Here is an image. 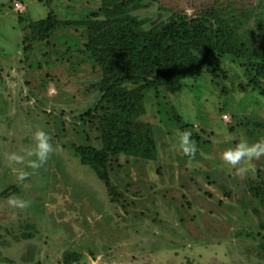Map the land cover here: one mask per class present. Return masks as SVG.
<instances>
[{
    "label": "rangeland",
    "instance_id": "rangeland-1",
    "mask_svg": "<svg viewBox=\"0 0 264 264\" xmlns=\"http://www.w3.org/2000/svg\"><path fill=\"white\" fill-rule=\"evenodd\" d=\"M144 5V29L218 15L255 56L212 54L179 91L144 93L155 160L109 155L112 203L73 149L103 150L114 111L87 29L25 42L48 15L103 20L102 0H0V264H264V0Z\"/></svg>",
    "mask_w": 264,
    "mask_h": 264
},
{
    "label": "trees",
    "instance_id": "trees-1",
    "mask_svg": "<svg viewBox=\"0 0 264 264\" xmlns=\"http://www.w3.org/2000/svg\"><path fill=\"white\" fill-rule=\"evenodd\" d=\"M143 8L144 0H102L103 20L94 15L89 20L64 22L48 15L34 22L25 38L28 43L45 42L61 27L87 29V49L103 73L100 104L106 102L114 111L100 122L103 150L73 149L81 164L91 167L105 184L112 203L120 195L110 179L109 155L155 160L151 130L138 122L146 114L144 93L161 87L179 91L183 81L203 73L212 54L255 56L218 15L189 18L172 13L166 22L144 29L145 22L133 15ZM256 56L260 59L256 76L264 78V52ZM254 193L264 200V193Z\"/></svg>",
    "mask_w": 264,
    "mask_h": 264
}]
</instances>
